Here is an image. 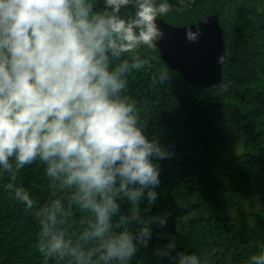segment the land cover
<instances>
[{"label":"clouds","instance_id":"clouds-1","mask_svg":"<svg viewBox=\"0 0 264 264\" xmlns=\"http://www.w3.org/2000/svg\"><path fill=\"white\" fill-rule=\"evenodd\" d=\"M127 7L134 15H122ZM170 11L167 0H102L99 8L95 0H0V173L10 178L9 195L38 222L44 264H128L147 245L152 223H165L145 219L141 202L157 199L156 161L170 152L145 135L147 121L126 93L128 77L148 64L138 49L164 39L157 17ZM199 31L189 29L186 39L196 41ZM174 76L165 68L153 83ZM37 160L51 195L39 206L17 184ZM74 209L87 214L81 231H73ZM132 224L139 225L135 233ZM175 246L170 241L164 254ZM259 249L248 264H264V244ZM173 259L211 260L185 251Z\"/></svg>","mask_w":264,"mask_h":264},{"label":"trees","instance_id":"trees-1","mask_svg":"<svg viewBox=\"0 0 264 264\" xmlns=\"http://www.w3.org/2000/svg\"><path fill=\"white\" fill-rule=\"evenodd\" d=\"M95 2L102 6V0ZM167 3L171 11L159 17L173 25L218 14L227 60L222 80L200 88L170 69L156 44L155 49H138L148 64L128 77L126 94L147 121L145 135L159 138L170 158L156 161L157 199L151 205L146 198L141 202L145 219L166 217L165 223H152L147 245L139 246L128 264H176L173 257L180 251L208 255L210 264H248L264 244V0ZM121 12L134 15L131 7ZM165 68L175 74L173 79L153 83ZM9 179L0 173V264H44L37 248L38 222L9 195ZM49 183L39 160L18 173L17 184L29 190L38 206L51 198ZM255 196L259 202L253 208ZM120 203L127 214L131 205ZM73 219L74 232L86 227V213L74 209ZM138 228L130 226L134 233ZM172 240L175 249L165 255Z\"/></svg>","mask_w":264,"mask_h":264},{"label":"water","instance_id":"water-1","mask_svg":"<svg viewBox=\"0 0 264 264\" xmlns=\"http://www.w3.org/2000/svg\"><path fill=\"white\" fill-rule=\"evenodd\" d=\"M157 24L165 32V37L156 45L170 69L178 70L185 80L200 88L222 80L227 52L218 14L184 26L173 25L157 17ZM197 27L200 31L196 41L186 39L187 31H195ZM221 56L224 57L223 62L219 60Z\"/></svg>","mask_w":264,"mask_h":264},{"label":"rangeland","instance_id":"rangeland-1","mask_svg":"<svg viewBox=\"0 0 264 264\" xmlns=\"http://www.w3.org/2000/svg\"><path fill=\"white\" fill-rule=\"evenodd\" d=\"M258 202H259V198L257 196H255L254 198H252L251 200V203L253 205V208H255L256 206H258ZM224 208V206H222L220 209ZM229 213L232 215V216H236L237 212H234V211H229Z\"/></svg>","mask_w":264,"mask_h":264}]
</instances>
